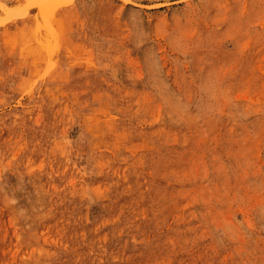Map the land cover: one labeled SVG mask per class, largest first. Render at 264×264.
I'll return each mask as SVG.
<instances>
[{
    "label": "rangeland",
    "instance_id": "rangeland-1",
    "mask_svg": "<svg viewBox=\"0 0 264 264\" xmlns=\"http://www.w3.org/2000/svg\"><path fill=\"white\" fill-rule=\"evenodd\" d=\"M42 1L0 0V264H264V0Z\"/></svg>",
    "mask_w": 264,
    "mask_h": 264
},
{
    "label": "bare ground",
    "instance_id": "bare-ground-1",
    "mask_svg": "<svg viewBox=\"0 0 264 264\" xmlns=\"http://www.w3.org/2000/svg\"><path fill=\"white\" fill-rule=\"evenodd\" d=\"M53 0H43L42 2H41V4L40 5H42V6H45V4L46 5H49V3L50 2H52ZM124 1H128V0H124ZM48 3V4H47ZM47 6H45V8H46ZM1 21H3V18H0V22Z\"/></svg>",
    "mask_w": 264,
    "mask_h": 264
}]
</instances>
